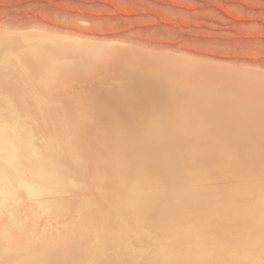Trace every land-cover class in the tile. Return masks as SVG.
I'll use <instances>...</instances> for the list:
<instances>
[{"label":"rangeland","instance_id":"1","mask_svg":"<svg viewBox=\"0 0 264 264\" xmlns=\"http://www.w3.org/2000/svg\"><path fill=\"white\" fill-rule=\"evenodd\" d=\"M37 27L68 34L79 29L118 50L133 47L190 62L144 68L97 64L92 76L76 77L117 118L119 126L109 136L120 138L138 168L118 209L106 205L107 212L89 218L101 221L104 234L118 231L108 243L119 240L131 264H264L263 193H248L221 152L198 141L194 126L195 102L208 109L210 99L217 100V111L229 103L221 87L229 82L227 73L264 71V0H0L6 35ZM6 43L0 64L8 66L13 56ZM31 215L38 226L37 214ZM54 220L51 244L70 232L69 215Z\"/></svg>","mask_w":264,"mask_h":264},{"label":"bare ground","instance_id":"2","mask_svg":"<svg viewBox=\"0 0 264 264\" xmlns=\"http://www.w3.org/2000/svg\"><path fill=\"white\" fill-rule=\"evenodd\" d=\"M21 30L6 35L9 31L0 28V49L8 41L13 56L8 66L0 64V259L17 258L12 264H131L119 240L118 245L108 243L118 231L104 234L101 221L89 218L107 212L106 205L117 208L138 168L120 138L109 136L119 126L117 118L76 77L92 76L97 64L144 68L190 62L133 47L118 50L79 29L69 34L47 27ZM247 74L227 73L229 82L221 87L229 103L216 107L219 111L213 108L217 100L210 99L208 109L195 102L199 118L194 126L198 141L207 140L221 152L246 191L264 196V71L256 77ZM216 111L222 114L220 122ZM95 204H102L99 210H93ZM44 212L50 218H42ZM63 215L71 219L70 232L51 244L53 217L58 223Z\"/></svg>","mask_w":264,"mask_h":264}]
</instances>
